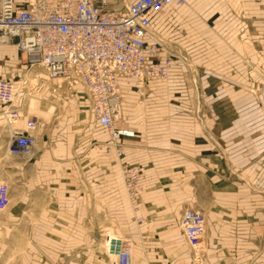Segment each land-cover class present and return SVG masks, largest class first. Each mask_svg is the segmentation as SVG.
<instances>
[{"label":"crops","instance_id":"0c3cea01","mask_svg":"<svg viewBox=\"0 0 264 264\" xmlns=\"http://www.w3.org/2000/svg\"><path fill=\"white\" fill-rule=\"evenodd\" d=\"M149 28L172 57L167 78H119L117 125L134 130L121 161L144 166L135 212L81 86L28 66L13 39L0 44V76L19 86L16 122L38 118L29 153L11 154L0 104V264H112L106 232L129 239L131 264H190L186 208L205 217L209 264H264V0H187Z\"/></svg>","mask_w":264,"mask_h":264},{"label":"built area","instance_id":"2783aa9c","mask_svg":"<svg viewBox=\"0 0 264 264\" xmlns=\"http://www.w3.org/2000/svg\"><path fill=\"white\" fill-rule=\"evenodd\" d=\"M186 2L132 0L116 6L115 0H0V44L13 39L28 66H38L47 77L69 86H81L90 113L107 132L102 149L119 160L133 209L142 189L144 166L121 161L126 147L123 140L132 138L134 130L117 125L122 120L123 100L119 78H132L139 86L153 78H167L172 57L161 58V43L148 39L152 36L150 15ZM17 92L14 81L0 77L1 114L11 128L7 152L25 154L36 142L32 131L38 118L30 114L22 127L15 125L20 117L13 103ZM261 96L264 102V83ZM8 199V187L1 183L0 211ZM179 226L192 252L190 264H209L202 248L203 213L185 209ZM129 244L128 238L106 232L104 246L112 264H131Z\"/></svg>","mask_w":264,"mask_h":264},{"label":"rangeland","instance_id":"374dc122","mask_svg":"<svg viewBox=\"0 0 264 264\" xmlns=\"http://www.w3.org/2000/svg\"><path fill=\"white\" fill-rule=\"evenodd\" d=\"M19 56H20V55H19ZM33 69H34V68H32V72L35 73V70H36V69H34V70H33ZM30 71H31V70H30ZM36 71H37V70H36ZM0 77H2V76H0ZM34 83H35V80H30V81H29V85L34 84ZM263 83H264V82H263ZM263 83L260 85V87H259V89H258L260 97H261V87H262ZM29 87H30V86H29ZM31 90H32V89L28 90V93H29L30 95H36V96L38 95V93H36L35 91H34V93H33V92H31ZM35 93H36V94H35ZM33 115L37 116L36 113H34ZM17 121H18V120H17ZM15 125L18 126V127H22V126H20V125L18 124V122H16ZM23 154H24V153H23ZM25 154H26V153H25ZM120 176H121V175H120ZM1 183H3V182H1ZM1 183H0V184H1ZM6 185H7V184H6ZM123 186H124V185H123ZM7 187H8V186H7ZM124 190H125V188H124ZM125 193H126V191H125ZM126 195H127V193H126ZM127 198H128L129 205H130V207H131V203H130V200H129L128 195H127ZM8 202H9V199H8ZM7 204H8V203H7ZM6 206H7V205H6ZM6 206H5V207H6ZM5 207H4V208H5ZM4 208H3V209H4ZM3 209H2V210H3ZM131 209H132L133 212H135V210L137 209V204H136V208H135V209H133L132 207H131ZM186 209H188V208H186ZM2 210H1V211H2ZM194 210H197V209H194ZM1 211H0V213H1ZM183 211H184V210H183ZM198 211H199V210H198ZM200 212H201V211H200ZM180 217H181V216H180ZM179 222H180V221H179ZM108 234H109L110 236H114V234H112L111 232H108ZM102 243H103V248H104V250H105L104 239L102 240ZM105 252H106V251H105ZM111 258H112V257H111ZM10 263H13V262H9V261L6 262L5 260H2V261H1V264H10ZM14 263H15V262H14Z\"/></svg>","mask_w":264,"mask_h":264},{"label":"bare ground","instance_id":"6f19581e","mask_svg":"<svg viewBox=\"0 0 264 264\" xmlns=\"http://www.w3.org/2000/svg\"><path fill=\"white\" fill-rule=\"evenodd\" d=\"M126 3H127V2H126ZM185 4H186V3H185ZM183 5H184V4H183ZM167 8H168V7H167ZM19 55H20V54H19ZM20 57L23 58V55H22V56L20 55ZM40 69H41V68H40ZM41 70H42V69H41ZM42 71H43V70H42ZM47 78H49V77H47ZM50 79H51V78H50ZM21 83H22V82H21V80H20V84H21ZM14 84H15V87H16V90H17L19 86H18V84H16L15 82H14ZM261 100H262V96H261ZM262 102H263V100H262ZM263 104H264V102H263ZM189 209H191V208H189ZM182 213H183V212H182ZM181 215H182V214H181ZM180 218H181V217H180ZM179 223H180V222H179Z\"/></svg>","mask_w":264,"mask_h":264}]
</instances>
